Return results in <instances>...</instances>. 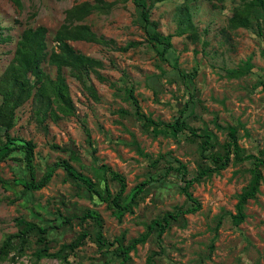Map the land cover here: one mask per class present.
I'll return each mask as SVG.
<instances>
[{
  "label": "rangeland",
  "instance_id": "1",
  "mask_svg": "<svg viewBox=\"0 0 264 264\" xmlns=\"http://www.w3.org/2000/svg\"><path fill=\"white\" fill-rule=\"evenodd\" d=\"M83 1L94 3L96 0H20V9L13 0H0V74L12 59L16 42L25 28L44 26L48 30L47 43L51 48L54 45L52 37L62 25L65 11ZM103 1L114 5L109 12H97L86 19L92 30L105 39L114 40L117 47L133 41L143 43L144 35L137 24L134 4L130 0ZM242 1L196 0L190 3L192 21L200 40L193 43L185 36H173L172 45L180 69L186 73L196 72L197 95L205 107V111L197 110L199 117L190 125L206 127L221 142L225 134L214 125V119L222 127L242 125L238 130V143L248 154L256 155L264 149L263 43L249 30H229L227 27L232 9ZM182 2L147 0L148 4L153 3L151 19L158 22V30L163 35H175L176 12ZM69 44L74 50L100 60L103 67L97 72L120 88L101 83L95 74L90 73V82L99 99L95 101L64 69L75 108L74 116L56 123L47 119L43 124L45 127L41 128L33 119L31 100L18 109L16 126L11 134L35 144L37 176L48 171L55 162L68 160L77 173L96 182L102 177L98 167L104 164L125 178L126 192L129 193L147 178V171H150L148 163L136 152L133 141L153 157L170 153L186 164L190 173L193 172L194 146L184 141L178 143L171 137H153L144 132L140 122L133 117L117 114L119 109L131 113L133 107L121 88V75L125 73L133 84V95L142 111L154 120L172 122L177 117L182 97L186 99L185 89L175 83L171 75L161 76L160 81L153 79L161 70L169 71L170 67L159 62L146 46L121 52L83 41ZM247 60L252 68L246 76L240 79L228 77V71ZM42 67L52 78L55 77L54 67L47 64ZM52 145L63 147L66 152L53 150ZM20 166L18 162L0 164V241L5 235L18 232V218L40 225H57V213H60L71 220L49 231L50 253H59L63 246L74 243L78 235L87 232L82 244L68 258L73 264H102L105 260L94 241L92 221H80L76 217L84 211L100 215L104 238L113 241L122 237L126 246L131 239L145 232L152 219L185 201L178 190L182 184L169 178V187L161 189L154 183L138 199L132 212L120 217L104 203L77 195L62 169H57L50 183L40 191L20 196L17 184L22 182V177L16 175ZM247 168V163L230 165L220 174L193 184L191 191L201 203V209L185 215L159 239L153 234L144 244L138 245L129 253L128 264H146L149 256L156 257L155 264H264V170L259 193L245 206L244 222L235 226L229 217L230 213H235L237 195L250 179ZM111 189L114 191L113 185ZM29 241L24 255L14 264H63L59 257L37 260L35 253L40 248L37 235L33 234Z\"/></svg>",
  "mask_w": 264,
  "mask_h": 264
},
{
  "label": "trees",
  "instance_id": "2",
  "mask_svg": "<svg viewBox=\"0 0 264 264\" xmlns=\"http://www.w3.org/2000/svg\"><path fill=\"white\" fill-rule=\"evenodd\" d=\"M13 1L17 8L22 7L20 0ZM127 1L129 0H124V2ZM130 1L134 4L137 24L144 35L143 43L133 41L123 47H117L114 40L97 35L86 23V19L97 12L104 14L109 12L114 3H107L103 0H96L94 3L83 1L65 11L64 21L52 37L54 45L51 48L47 43L48 30L44 26L25 28L16 42L12 59L0 74V164L3 162L21 164L16 173L22 177V182L17 184L20 188V196L40 191L50 183L56 170L62 169L77 195H83L91 200L96 199L104 203L114 215L119 214L121 217L126 212H132V208L137 206L138 199L143 197L145 191L154 183L159 184L161 189L170 186L169 178H174L182 184L178 186V190L185 197L183 205L176 206L171 211H164L152 219L146 225L145 232L137 238L131 239L126 246L123 244L122 237H116L113 241H108L103 237L102 220L97 212L86 210L80 216H76L80 221L87 219L92 221L94 241L99 253L105 258L102 264H128L129 253L136 250L138 245L144 244L153 234L156 235V239H159L167 229L180 222L185 215L198 212L201 209V203L192 194L193 184L220 174L230 165L247 163L246 170L250 174V179L237 195L234 206L235 213L229 214L232 223L238 226L245 220L246 204L256 198L263 181L264 149L253 155L248 154L240 147L238 130L242 125L222 127L214 119V125L225 134V139L222 142L206 127L195 128L190 125L199 117L197 110L205 111V107L197 95L196 72L186 73L180 69L177 57L173 56L172 38L173 36H185L193 43L200 40L190 11V3L196 0H183L182 4L178 6L175 18L177 22L175 35H163L158 30V22L153 21L150 15V7L153 3L148 4L147 0ZM207 1L223 2V0ZM227 22L229 30L246 29L260 37L263 43L262 55L264 57V0H243L232 9ZM72 41H83L121 52L146 46L159 62L170 67L169 71L161 70V73L155 75L153 79L160 81L161 76L171 75L174 77L175 83L185 89L186 99L182 97V102L177 109V117L172 122L154 120L142 111L133 95V84L125 73L121 75V88L133 107L131 113L119 109L117 114L121 117H133L140 122L143 131L153 137L159 135L171 137L178 143L184 141L186 144L194 146L195 170L193 172L190 173L187 165L170 153L153 157L144 153L133 141L132 144L136 152L148 163L150 171H147V178L138 183L129 193L126 192L125 178L104 164L98 167L102 177L96 182L77 173L68 160L55 162L48 171L37 176L34 164L35 144L31 140L14 137L11 134L16 126L18 109L31 100L33 119L41 128L45 127L43 124L47 119L56 123L61 119L74 116L75 108L63 74L64 69L68 70L88 96L95 101L99 99L90 82V73L95 74L99 82L108 83L112 88L117 87L115 82H110L97 72L103 67V63L74 50L69 44ZM43 64L55 68L54 78L43 70ZM251 68L250 60H247L238 68L228 71L227 75L229 78L240 79L246 76ZM261 86L264 89V85ZM85 132L87 138L90 139L89 131L86 128ZM52 149L66 152L65 148L57 145H52ZM92 153H94L93 150ZM111 185L114 186V191H112ZM57 215V220H59L57 225H40L23 218L16 219L18 232L5 235L0 241V264H14L18 257L24 255L33 234L37 235V243L40 247L35 253L37 260L59 257L63 264H73L68 258L73 254L75 248L82 244L87 232L78 235L74 243L63 246L59 253H50V242L47 237L49 231L59 228L62 224H68L71 220V217L62 216L60 213ZM107 246L113 247V249H108ZM156 262L154 256H149L146 260V264H155Z\"/></svg>",
  "mask_w": 264,
  "mask_h": 264
}]
</instances>
